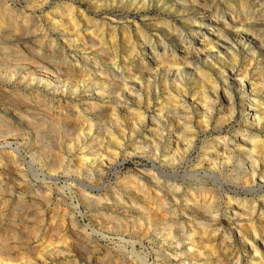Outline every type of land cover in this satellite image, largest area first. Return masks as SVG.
<instances>
[{
    "label": "rangeland",
    "instance_id": "1",
    "mask_svg": "<svg viewBox=\"0 0 264 264\" xmlns=\"http://www.w3.org/2000/svg\"><path fill=\"white\" fill-rule=\"evenodd\" d=\"M0 264H264V0H0Z\"/></svg>",
    "mask_w": 264,
    "mask_h": 264
},
{
    "label": "bare ground",
    "instance_id": "2",
    "mask_svg": "<svg viewBox=\"0 0 264 264\" xmlns=\"http://www.w3.org/2000/svg\"><path fill=\"white\" fill-rule=\"evenodd\" d=\"M157 197H158V196H157ZM160 202H161V201H160ZM162 205H163V204H162V202H161V204H160V207H161V208H163ZM206 206H207V205H206ZM160 210H161V209H160ZM163 210H164V209H162V211H163ZM199 210H200V209H199ZM196 211H197V210H196ZM200 211H201V210H200ZM200 211H199V212H200ZM203 213H204L206 216H208V215L210 216V213H211V212H210L209 207H208V208L205 207V209H203ZM148 216H149V215H148ZM163 217H164V216H163ZM163 217H162V218H163ZM148 218L156 219V214H155V217H153V215H150V217H148ZM160 218H161V217H160ZM157 219H158V216H157Z\"/></svg>",
    "mask_w": 264,
    "mask_h": 264
}]
</instances>
